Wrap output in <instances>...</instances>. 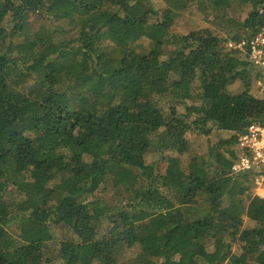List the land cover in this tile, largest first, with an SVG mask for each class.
<instances>
[{"label":"trees","instance_id":"16d2710c","mask_svg":"<svg viewBox=\"0 0 264 264\" xmlns=\"http://www.w3.org/2000/svg\"><path fill=\"white\" fill-rule=\"evenodd\" d=\"M162 1L0 0V264H264V197L231 172L264 115L230 90L263 74ZM197 1L247 13L232 41L264 27V0ZM212 128L232 135L191 153Z\"/></svg>","mask_w":264,"mask_h":264},{"label":"rangeland","instance_id":"374dc122","mask_svg":"<svg viewBox=\"0 0 264 264\" xmlns=\"http://www.w3.org/2000/svg\"><path fill=\"white\" fill-rule=\"evenodd\" d=\"M189 6L188 8L179 12L176 21L172 30L175 33L186 34L193 30H201L207 32H214L221 36L222 38H227L226 49H228V43L231 40L229 31H233L242 27V23L245 20L246 12L240 10V8H236L231 11L228 17L224 18H216L215 14L211 12L209 8H206L204 4L198 3L197 0H188ZM154 8L155 10L163 11L165 8V4L162 0H149L147 4V9L150 10ZM31 22L34 20L33 16L30 17ZM43 21H37L33 27H38ZM60 26H66L65 22L56 23ZM31 27L32 30L37 28ZM34 32V31H33ZM73 34V32H72ZM22 39V38H20ZM141 45H148V39H143L140 42ZM231 92L240 93L245 96L247 105H248V113L251 116L264 115V91L261 89L258 81L253 82L252 88L249 91H246L247 88L243 83L236 82L234 85L230 87ZM179 110L182 111V107H179ZM213 131L209 136L200 135L199 133L190 132L187 134V138L191 143V153L197 152L200 154L206 153L208 151V147L204 145V143L208 140H211L213 143L218 142L222 138H229L232 133L228 131H222L216 128H212ZM199 149V150H198ZM198 150V151H197ZM160 154L158 153H149L146 155V162L148 164L152 162H159ZM250 186L246 190L248 195H259L264 197V181L261 184H257V171H251L250 173ZM92 198V197H91ZM103 199L108 203L114 202L113 197V189H110L108 192L98 194V196H94V200ZM179 219V218H175ZM243 227H250L253 225V222L250 221L246 216L243 217ZM57 240L54 244H57L63 237H67L69 235L68 231H62L60 228H57ZM182 234V229H179L175 233V237H179ZM237 250V247L235 248ZM55 264V263H49Z\"/></svg>","mask_w":264,"mask_h":264},{"label":"built area","instance_id":"2783aa9c","mask_svg":"<svg viewBox=\"0 0 264 264\" xmlns=\"http://www.w3.org/2000/svg\"><path fill=\"white\" fill-rule=\"evenodd\" d=\"M228 50L240 51L248 56L251 64L262 72L264 78V27L251 38L230 41ZM263 78L258 83L264 91ZM238 158L232 166V174L257 171V184L264 181V125L251 123L238 139Z\"/></svg>","mask_w":264,"mask_h":264}]
</instances>
